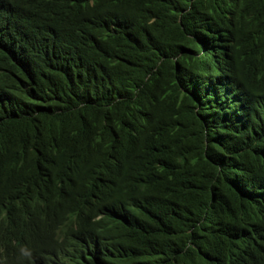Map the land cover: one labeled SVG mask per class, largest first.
Returning <instances> with one entry per match:
<instances>
[{
	"label": "trees",
	"instance_id": "trees-1",
	"mask_svg": "<svg viewBox=\"0 0 264 264\" xmlns=\"http://www.w3.org/2000/svg\"><path fill=\"white\" fill-rule=\"evenodd\" d=\"M3 212L70 264H264V0H0Z\"/></svg>",
	"mask_w": 264,
	"mask_h": 264
},
{
	"label": "clouds",
	"instance_id": "clouds-1",
	"mask_svg": "<svg viewBox=\"0 0 264 264\" xmlns=\"http://www.w3.org/2000/svg\"><path fill=\"white\" fill-rule=\"evenodd\" d=\"M0 217V264H70L77 260L78 237L70 244H65L69 235L65 233L71 228L64 216L53 218L50 228L53 234L45 236L38 231H29L27 226H9L2 222L6 213ZM35 224H39L38 219Z\"/></svg>",
	"mask_w": 264,
	"mask_h": 264
}]
</instances>
